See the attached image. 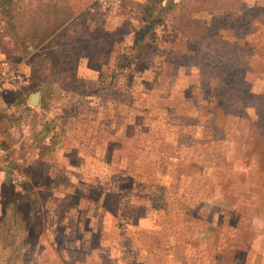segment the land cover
Listing matches in <instances>:
<instances>
[{
  "label": "rangeland",
  "instance_id": "rangeland-1",
  "mask_svg": "<svg viewBox=\"0 0 264 264\" xmlns=\"http://www.w3.org/2000/svg\"><path fill=\"white\" fill-rule=\"evenodd\" d=\"M0 25L12 62L44 47L1 100L0 264H264V0H0Z\"/></svg>",
  "mask_w": 264,
  "mask_h": 264
},
{
  "label": "built area",
  "instance_id": "built-area-1",
  "mask_svg": "<svg viewBox=\"0 0 264 264\" xmlns=\"http://www.w3.org/2000/svg\"><path fill=\"white\" fill-rule=\"evenodd\" d=\"M103 11H109L119 5V0H92ZM8 37L2 25H0V160L7 158V149L4 145V140L1 133L3 118L10 113V109L2 106V98L10 89H15V86H27L30 84L31 71L29 62L34 55V50L31 47L27 48V57L19 63H14L5 51V41ZM21 178L13 181L17 183Z\"/></svg>",
  "mask_w": 264,
  "mask_h": 264
},
{
  "label": "crops",
  "instance_id": "crops-1",
  "mask_svg": "<svg viewBox=\"0 0 264 264\" xmlns=\"http://www.w3.org/2000/svg\"><path fill=\"white\" fill-rule=\"evenodd\" d=\"M50 1V0H49ZM116 9V7L115 8H113L112 10H109V11H106V13H109V12H111V11H113V10H115ZM85 10H88L90 13L93 11V10H90V5L85 9ZM29 12H32V11H29ZM100 12V11H99ZM76 16H78V14H75L74 15V17H73V19L76 17ZM75 20V19H74ZM73 21V20H72ZM78 21V20H77ZM71 22V21H70ZM70 24V23H69ZM65 25V24H64ZM59 30L60 29H57V30H55L54 32H53V34L55 35L57 32H59ZM62 32V30L58 33V35L60 34ZM57 35V36H58ZM53 36V35H52ZM49 41V39H45V42L47 43ZM44 48V47H43ZM43 48H37V49H35V51H34V55L35 54H37V53H40L41 51H42V49ZM125 49H127V50H129L130 49V47H126ZM32 59V58H31ZM31 59H30V61H31ZM19 178H21V177H19ZM168 190H170L169 188H167V190H165V191H168ZM107 192H110V191H107ZM105 193H106V191H105ZM117 196V195H116ZM174 198H173V196L169 199V205H166V207L165 208H162V207H160V206H164V205H162V204H160V202L159 201H153L152 200V202H154V203H156L155 205H154V207L152 208L153 210H159L160 211V213H161V215H163V216H165L166 218H169V221H172V222H170V223H173V220L175 221H177L178 223H180V224H182L183 222H180V221H178V218H177V216L175 215L174 216V214H169V213H171V211H175L177 208H176V206L174 205V204H172L173 202H174ZM262 200V199H261ZM148 201H151V200H148ZM115 208H116V210H118L119 209V207L118 206H114ZM112 209V208H111ZM108 211H112V210H109L108 209ZM107 211V213H109V214H111L112 215V217L113 216H115V212H108ZM165 211H167V212H165ZM223 211H225V209L223 210ZM166 213V214H165ZM172 213H175V212H172ZM97 219V218H96ZM97 221H95V223H96ZM166 223V222H165ZM154 224H156V225H160V223H159V220H157V222H155ZM118 225V222L116 223V226ZM115 227V226H114ZM119 234V229H117V227H116V230H115V235H112V236H117ZM106 239V238H110V237H108L107 235H105V236H102V237H100L99 238V240H101L102 241V239ZM168 238H169V236H168ZM174 238H175V236H174ZM150 240H155V237H154V235L152 236V237H150ZM100 241V242H101ZM123 249V248H122ZM155 252H159V251H157L156 250V248H153V251H151V254H155Z\"/></svg>",
  "mask_w": 264,
  "mask_h": 264
},
{
  "label": "trees",
  "instance_id": "trees-1",
  "mask_svg": "<svg viewBox=\"0 0 264 264\" xmlns=\"http://www.w3.org/2000/svg\"><path fill=\"white\" fill-rule=\"evenodd\" d=\"M221 82V81H220ZM231 186H233V184L231 185ZM135 188H137V189H140V188H143V189H147L146 187H144L143 185H139V186H135ZM166 195L167 194H171V192H168V191H166V193H165ZM164 194V195H165ZM134 196H131L130 198L132 199ZM142 198H147V199H151V197L149 196V195H145V197H142ZM155 199H153V201H154ZM155 201H158V200H155ZM230 202V201H229ZM237 206H238V204H236ZM231 206H233V201H231ZM193 212H195V210L193 211ZM192 213V212H191ZM190 215H192V214H190ZM223 219L225 218V217H222ZM221 218V220L219 221L220 223H219V228L215 231L216 232V236H217V238L219 239H221L222 240V237H220V232H221V228H220V226L222 225V222H223V219ZM98 235H99V233H98ZM101 235V234H100ZM100 235L98 236V238H100ZM93 237H95V236H93ZM216 238V239H217ZM216 239H215V241H216ZM219 239V240H220ZM235 240V239H234ZM238 246H236L235 245V241H234V245H232V248H237ZM220 251V250H219Z\"/></svg>",
  "mask_w": 264,
  "mask_h": 264
},
{
  "label": "water",
  "instance_id": "water-1",
  "mask_svg": "<svg viewBox=\"0 0 264 264\" xmlns=\"http://www.w3.org/2000/svg\"><path fill=\"white\" fill-rule=\"evenodd\" d=\"M38 103H39V96H38V95L33 96V97L31 98V104H33V105H38Z\"/></svg>",
  "mask_w": 264,
  "mask_h": 264
}]
</instances>
